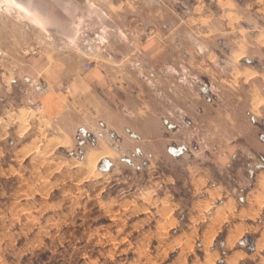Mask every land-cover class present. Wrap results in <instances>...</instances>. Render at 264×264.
Segmentation results:
<instances>
[{
	"label": "rangeland",
	"instance_id": "obj_1",
	"mask_svg": "<svg viewBox=\"0 0 264 264\" xmlns=\"http://www.w3.org/2000/svg\"><path fill=\"white\" fill-rule=\"evenodd\" d=\"M4 1L19 14H8L0 6L1 45L18 40L19 23L35 42L40 35L51 47L66 45V51L70 45L84 48L92 39L89 31H83L84 22L68 13L66 3L71 7L76 0ZM205 2L212 9L213 1ZM193 3L167 0V7L157 10L155 26L133 21L123 26L124 46L133 54L145 41L134 50L124 34L127 30L135 35L153 27V34L161 38L167 33L164 58L150 61L131 53L119 68L113 66L109 76L110 83L123 84L127 99L136 100L141 115L154 113L147 132L154 130L157 137L153 134L141 143L122 140L130 148L140 145L141 153L110 151L113 168L97 173L88 154L99 150L86 153L85 165L65 148H52L47 137L38 138L37 150L28 154L18 146L29 139L14 138L12 144L8 137H0V264H254L256 254L229 257L233 250L223 246L225 228L207 245L187 226L193 199L188 163L205 158L203 163L213 166L215 145L225 132H239L246 145L264 150L259 137L264 134V110L256 113L257 122L250 120V93L237 69L236 75L228 72L231 67L221 75L212 72L214 44L205 45L204 52L210 55L204 57L200 49L204 30L196 18H190L196 16ZM229 46L226 41L221 50L227 53ZM97 61L98 65L110 62L100 57ZM161 67L166 73H160ZM37 108L32 109L38 112ZM229 115L231 124L219 127L216 121ZM83 136L76 133V149H85L79 146ZM122 156L137 166H130ZM247 161L242 157L235 165L244 167ZM263 216L264 212L262 221ZM256 235L246 233L233 249L250 252Z\"/></svg>",
	"mask_w": 264,
	"mask_h": 264
},
{
	"label": "crops",
	"instance_id": "obj_2",
	"mask_svg": "<svg viewBox=\"0 0 264 264\" xmlns=\"http://www.w3.org/2000/svg\"><path fill=\"white\" fill-rule=\"evenodd\" d=\"M193 1L191 11L196 12V16L190 18H196L204 30L200 38L203 56L210 55V51L205 54V45L213 43L211 52L216 61L212 72L221 75L231 67L228 72L236 75L238 70L250 93L247 102L250 120L257 122L259 116L256 113L264 110V0H212V9L205 0ZM166 2L76 0L71 7L66 3L69 15L83 21V31H89L92 37L88 46L70 45L67 51L63 43L59 47L49 46L40 35L36 36L35 42L18 22V40L0 43V69H3L0 74V137H8L12 144L14 138L29 139L18 146L27 154L37 150L41 143L36 142L38 138L47 137L50 140L47 144L52 148H65L68 155L78 162L84 161L85 165L86 153L92 149L102 150L104 145L114 155H123L128 150L136 155L141 153L140 145L130 148L123 142L129 139L141 143L151 140L153 134L157 137L154 130L153 134L147 132L150 128L147 123L154 113L149 110L141 115L136 100L127 99L123 84L110 83L109 76L114 72L113 66L119 68L121 61L132 53L121 39L123 26L132 21L136 25L155 26L157 10L167 7ZM149 29L154 30L153 27ZM166 37L167 33L162 38L153 34L131 55L150 61L161 60L167 55ZM226 41L230 46L224 53L221 47ZM22 48H37L38 53H20ZM89 49H100L99 57L110 62L86 69L78 52ZM241 61H244L242 66ZM165 70V67L159 68L160 73H166ZM64 87H68L67 92L62 91ZM25 90L33 91L30 100L26 99ZM32 103L40 105L38 112L32 109ZM229 116V119L216 121L218 126L231 124L233 117ZM79 131L84 135L79 146H85V149L75 148ZM259 137L264 144V134ZM240 139L239 132L222 133L215 145L218 154L212 160L213 166L205 165V158L186 165L188 187L193 195L187 226L193 237L197 235L200 243L207 245H212L225 228L223 246L233 250L230 258L242 254L248 258L256 254L254 264H264V150L251 148ZM242 157L248 161L244 167H237L235 164ZM120 159L130 166H137L130 157ZM112 168L110 157H102L94 172ZM242 188L246 191L242 192ZM250 232H257L252 250L233 249L235 243H240L243 235Z\"/></svg>",
	"mask_w": 264,
	"mask_h": 264
},
{
	"label": "built area",
	"instance_id": "obj_3",
	"mask_svg": "<svg viewBox=\"0 0 264 264\" xmlns=\"http://www.w3.org/2000/svg\"><path fill=\"white\" fill-rule=\"evenodd\" d=\"M126 35H128V43L134 47L133 49L136 50L137 49V46L138 45L137 43H142L143 41H146L147 39H149L152 35H153V31L148 29V30H145L143 32H140V33H136L134 35V32L131 34L129 33V30L126 31V33H124ZM132 36H134L135 38H132ZM121 38H123V34L121 35ZM124 40V39H123ZM22 51L24 53H31V54H37L38 53V50L37 48H34V49H30L28 50L27 48H23ZM80 52V53H79ZM79 54L84 58V61H83V66L88 69V68H92V67H97L98 66V57H99V52L98 50H79ZM25 94V97L27 100H30L31 96L33 95V91H25L24 92ZM32 108H36V107H40V105L38 103H32Z\"/></svg>",
	"mask_w": 264,
	"mask_h": 264
},
{
	"label": "bare ground",
	"instance_id": "obj_4",
	"mask_svg": "<svg viewBox=\"0 0 264 264\" xmlns=\"http://www.w3.org/2000/svg\"><path fill=\"white\" fill-rule=\"evenodd\" d=\"M0 6H1V9H3L8 14H12V15L14 14L15 16H18L19 14L12 4L7 3L4 0H0ZM109 153H110V150L107 148H103L102 150H99V151L90 152L88 156L90 157L91 168L95 167L97 162L102 157H108Z\"/></svg>",
	"mask_w": 264,
	"mask_h": 264
}]
</instances>
